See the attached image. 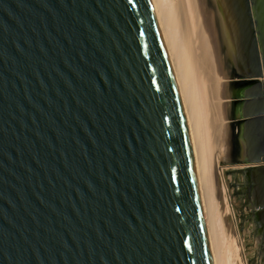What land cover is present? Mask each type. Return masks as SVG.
<instances>
[{
	"label": "water",
	"instance_id": "water-1",
	"mask_svg": "<svg viewBox=\"0 0 264 264\" xmlns=\"http://www.w3.org/2000/svg\"><path fill=\"white\" fill-rule=\"evenodd\" d=\"M242 1L234 162L264 264V0ZM0 264H212L150 0H0Z\"/></svg>",
	"mask_w": 264,
	"mask_h": 264
},
{
	"label": "bare ground",
	"instance_id": "bare-ground-1",
	"mask_svg": "<svg viewBox=\"0 0 264 264\" xmlns=\"http://www.w3.org/2000/svg\"><path fill=\"white\" fill-rule=\"evenodd\" d=\"M150 1L187 120L212 264H249L224 166L238 152L231 110L242 82L232 6L228 0Z\"/></svg>",
	"mask_w": 264,
	"mask_h": 264
},
{
	"label": "rangeland",
	"instance_id": "rangeland-1",
	"mask_svg": "<svg viewBox=\"0 0 264 264\" xmlns=\"http://www.w3.org/2000/svg\"><path fill=\"white\" fill-rule=\"evenodd\" d=\"M228 1L230 2V5L232 6V10H231L233 13L232 18L234 19V22L236 23V9H235L234 3H233L234 0L233 1L228 0ZM237 89H239V86H237L235 91ZM233 112H234V106L232 107V110H231V116L233 115ZM236 136H237V134H233V142H237ZM233 154H234L233 156L235 159H237L240 156L239 151L236 152L235 150H233ZM239 164H241V165H239ZM224 166H226L228 168L227 169V171H228L227 172L228 173V176H227L228 185H229V189L232 193V198H233V202L235 205L236 215L238 218V222L240 224L239 229H240V232L243 236V240L246 243L247 253L249 254V257H248L249 264H258L257 259L255 257V251H253L254 247H257V242L252 237V234L254 231V224L252 222L251 223L244 222V220H243L244 216H246L250 212L243 205V203H245L244 199L241 198L237 192L236 179H235V173H234L235 171L243 170L246 167V165L233 161V163L226 164Z\"/></svg>",
	"mask_w": 264,
	"mask_h": 264
},
{
	"label": "trees",
	"instance_id": "trees-1",
	"mask_svg": "<svg viewBox=\"0 0 264 264\" xmlns=\"http://www.w3.org/2000/svg\"><path fill=\"white\" fill-rule=\"evenodd\" d=\"M234 173L236 179L237 192L241 198H244V186L246 175L244 173V170L235 171ZM243 220L247 223H253V215L251 213H248L246 216H244Z\"/></svg>",
	"mask_w": 264,
	"mask_h": 264
},
{
	"label": "flooded vegetation",
	"instance_id": "flooded-vegetation-1",
	"mask_svg": "<svg viewBox=\"0 0 264 264\" xmlns=\"http://www.w3.org/2000/svg\"><path fill=\"white\" fill-rule=\"evenodd\" d=\"M246 84V83H245Z\"/></svg>",
	"mask_w": 264,
	"mask_h": 264
}]
</instances>
